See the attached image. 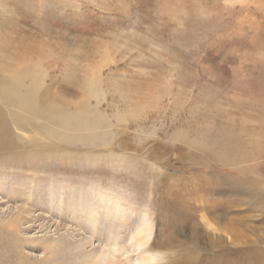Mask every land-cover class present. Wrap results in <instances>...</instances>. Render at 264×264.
Wrapping results in <instances>:
<instances>
[{
  "label": "rangeland",
  "instance_id": "rangeland-1",
  "mask_svg": "<svg viewBox=\"0 0 264 264\" xmlns=\"http://www.w3.org/2000/svg\"><path fill=\"white\" fill-rule=\"evenodd\" d=\"M15 80L38 100L0 96V221L28 213L0 264H264V0H0Z\"/></svg>",
  "mask_w": 264,
  "mask_h": 264
},
{
  "label": "bare ground",
  "instance_id": "bare-ground-1",
  "mask_svg": "<svg viewBox=\"0 0 264 264\" xmlns=\"http://www.w3.org/2000/svg\"><path fill=\"white\" fill-rule=\"evenodd\" d=\"M24 77H25V75H24ZM17 82L18 81L15 80L12 83V86L11 87H8V88H6V87H0V96L3 97L5 100H7V102H13V106H15V111L16 110H19V112H22L23 114H28L30 112V110H33V108L37 106L38 97L37 98H34V97H30L29 95H17V96L16 95H13L10 91H13L14 92V90H16V89L19 88ZM5 105H6V103H5ZM47 112H48L47 111V107L41 108L39 110L40 115H45V114H47ZM23 121H24V119H23ZM13 124L14 123L12 122L11 123V130L12 131H9V137H8V139L6 141H4V142H1L0 141V157H2L3 155H5L6 158L11 156L10 154L12 153V150H11L12 149V144L16 140V138H18L17 135H15V132H14L15 129L13 128ZM26 128H29V127L27 126ZM28 130H30V129H28ZM21 135H23V134H21ZM25 155H27V154H25ZM25 155H21V156H25ZM17 172H18V170H16V169H13V171H12V173H17ZM96 206H97V209H98V205H96ZM100 210L103 211L104 209H100ZM87 211L91 215H93L92 217H95L96 218V215L97 216H100L99 219L97 221H95V222H93V219L90 218L87 222L83 223V226H85V228H88L89 231L92 234H94L95 231H98L100 236H102L103 238H106V236L109 235V230L110 229H114L113 232H112V234H111V238L112 239H115L118 236L119 229L124 226V224L121 221L122 218H120V217L109 216L106 212L104 214H100V212L97 211V210H95V209H90V210H87ZM27 216H28V213L19 212L13 218V220H12L13 222H9V221L6 222V221H4V219H1L2 221H0V226L6 227V228H10L11 229L10 232H13L14 234H18L19 233V228L22 226V222L25 220L23 217H27ZM104 221H106V222H104ZM18 222H19V228H17V225H16ZM10 232H8V234ZM5 234H7V233H5ZM18 238L15 237V238H11L12 240L11 239L10 240H11L12 243L16 244L17 240L19 241ZM123 242H124V240H123ZM259 243H260V241H259ZM82 246H83V243H81V242L79 244H77V246H76V244H72V243L69 244V245H67L66 252L69 254L68 256H70V258H66V259L68 261L69 260L74 261V262H76L78 264V259L76 257H74V256L77 253H79L81 250H83L82 249ZM13 247H14V245H13ZM16 248H17V246H16ZM49 255L47 256V259H48V261H51ZM59 255H62V256L64 255L63 254V250H62V248L60 246H58V248L56 249L55 253H52V258L56 259V256H59ZM259 255H260V253L258 252V250L252 249V250L248 251V253L244 257V261H246V263H250V264L251 263H255L256 261L260 260ZM22 260L25 261L26 263L29 262V261H27V260H25L23 258H22ZM261 260H264V259H261ZM56 261H57L58 264H64V262H60V260H56ZM258 264H260V262Z\"/></svg>",
  "mask_w": 264,
  "mask_h": 264
}]
</instances>
